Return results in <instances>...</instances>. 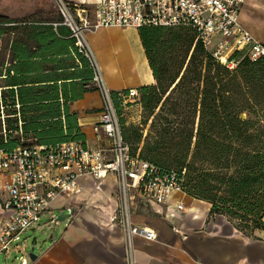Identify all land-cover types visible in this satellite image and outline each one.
I'll use <instances>...</instances> for the list:
<instances>
[{"label": "trees", "instance_id": "16d2710c", "mask_svg": "<svg viewBox=\"0 0 264 264\" xmlns=\"http://www.w3.org/2000/svg\"><path fill=\"white\" fill-rule=\"evenodd\" d=\"M61 21V14H0V149L85 143L70 104L97 88L71 30L54 25ZM139 29L156 80L138 87L137 101L151 120L146 136L125 131V106L112 91L132 153L162 168H185L184 189L210 203L209 218L223 215L248 235L264 229V54L252 59L247 50H235L230 67L191 27Z\"/></svg>", "mask_w": 264, "mask_h": 264}, {"label": "built area", "instance_id": "2783aa9c", "mask_svg": "<svg viewBox=\"0 0 264 264\" xmlns=\"http://www.w3.org/2000/svg\"><path fill=\"white\" fill-rule=\"evenodd\" d=\"M54 1L62 16V21L54 25L69 27L77 52L86 56L93 68V82L103 101L95 131L107 143L91 147L82 140L70 139L47 146L20 144L9 151L0 149V187L7 192L3 206L8 211L0 229V252L15 249L21 253L20 264H27L24 232L40 222L60 195L76 193L80 189V177L90 176L99 181L113 174L118 196L113 220L123 228L126 264H137V240L155 241L159 233L154 227L136 221L135 203L167 204L174 192H186V169L162 168L141 158L139 153H132L124 137L113 90L105 80L88 33L110 26L191 27L197 34L196 39L230 67L236 64L229 59L235 50H247L256 59L264 54V44L241 20V10L247 0H97L93 9L82 2ZM117 91L123 106L139 98L136 87L127 92ZM2 122L6 131L3 112ZM177 207L184 209V204L178 202ZM69 209L70 214L75 211L72 207ZM56 220L58 217L53 215L52 221Z\"/></svg>", "mask_w": 264, "mask_h": 264}, {"label": "crops", "instance_id": "0c3cea01", "mask_svg": "<svg viewBox=\"0 0 264 264\" xmlns=\"http://www.w3.org/2000/svg\"><path fill=\"white\" fill-rule=\"evenodd\" d=\"M71 1L86 3L93 9L97 0ZM263 2L247 0L241 10V20L264 44V37L256 35L255 26L250 22L253 11L264 7ZM63 28L69 30L64 24ZM97 31L95 35L100 31L102 35L92 48L96 56L98 51L100 59L98 56L97 59L112 90L138 88L156 82L139 28L110 26ZM102 104L97 89L85 92L81 99L70 104L71 110L79 114L78 122L85 134V144L91 147L107 143L106 138L95 131ZM83 178L96 182L90 176L80 177V188ZM103 179L112 180L110 193H102L104 182L101 183L92 197V206L83 211L82 208L79 211L76 209L70 214L68 217L71 219L61 234L56 237L51 234L52 243L42 247L41 254H37L35 260L31 259V264H126L123 228L113 220L118 206L117 179L113 174ZM6 193L0 187V229L8 214L3 206ZM75 195H60L32 228L50 227L53 222L58 224L60 220L52 221V216H55L56 210L65 212V207L69 208L72 203L81 201L79 196H82V191L76 198ZM70 196V200H67ZM185 198L190 199L189 204L185 203ZM178 202L184 204V209L177 207ZM134 211L140 225L152 226L159 233L155 241L137 240V264H264V229H256L252 235H248L223 215L209 218L210 203L187 192H174L167 204L138 201ZM182 211L189 212V215ZM105 215H109L110 219H103Z\"/></svg>", "mask_w": 264, "mask_h": 264}, {"label": "rangeland", "instance_id": "374dc122", "mask_svg": "<svg viewBox=\"0 0 264 264\" xmlns=\"http://www.w3.org/2000/svg\"><path fill=\"white\" fill-rule=\"evenodd\" d=\"M0 14L9 15L10 17L15 19H36L57 17L60 13L54 0H0ZM250 22L253 26H255L256 35H258L259 37H264V7L258 8L253 11V14H251ZM96 32L98 31L88 33V38L91 46H94V42H96L97 39L101 38L102 32L100 31L99 34L95 35ZM217 41L218 38L217 40H215V43H213V47L215 46ZM97 56L100 59L98 51ZM145 119L146 117L144 114L143 106L140 101L129 103L122 110V120L124 122L125 131H127L131 137H135L136 134L139 133V130L143 132L144 136L148 134L151 120H149V122H146ZM134 145L136 146V143H134ZM139 145H142V143ZM103 182L104 187L101 189L102 193H110V190L113 186L112 180L108 179L104 181L103 179L94 182L89 180L88 178H83L81 187L82 189L80 188L76 192L77 195H75L76 198V196L80 195L82 191V196H79V199L81 201L77 202L76 204L72 203L71 207L74 206L73 208L75 211L76 209L77 211H79L82 208L83 211L86 208H90L93 204L92 197L94 196L96 190L99 188L100 184ZM70 198L71 196L68 197L67 200H70ZM185 203L189 204L190 199L185 198ZM70 211L71 210L68 207H65L66 214L70 213ZM199 211L201 213L203 212L201 208L199 209ZM59 213L60 210H56V218L58 217ZM183 213L189 215V212L187 211H184ZM109 217V215H105L102 218L107 220L110 219ZM70 219L71 218L68 217L64 220H60L56 225L55 222H53L51 224L52 227H43L40 229L38 227L36 229L30 228L24 232L23 241L28 246L24 251V255L27 257L29 264L32 263L31 257L29 255V252L32 250V248L34 247L33 251L36 254H41L42 247L49 246L52 243L50 235L53 234L55 237L59 236L62 230L69 223ZM178 230L180 229L178 228ZM12 247H14V245H12ZM20 256V252H14L11 249H9L8 251H2L0 252V264H20L22 258Z\"/></svg>", "mask_w": 264, "mask_h": 264}, {"label": "water", "instance_id": "95a60500", "mask_svg": "<svg viewBox=\"0 0 264 264\" xmlns=\"http://www.w3.org/2000/svg\"><path fill=\"white\" fill-rule=\"evenodd\" d=\"M70 216V213L66 214L65 212H62L59 214L58 219L59 220H64L66 217ZM34 247L30 251L29 255L32 260H35L37 258V254L33 251Z\"/></svg>", "mask_w": 264, "mask_h": 264}]
</instances>
